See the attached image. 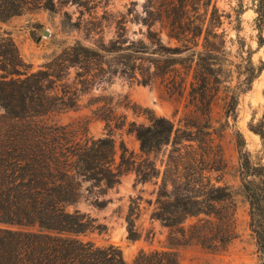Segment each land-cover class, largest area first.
I'll list each match as a JSON object with an SVG mask.
<instances>
[{
    "label": "trees",
    "instance_id": "1",
    "mask_svg": "<svg viewBox=\"0 0 264 264\" xmlns=\"http://www.w3.org/2000/svg\"><path fill=\"white\" fill-rule=\"evenodd\" d=\"M251 2L256 44L264 53V0ZM54 8L53 0H0V23ZM242 8L233 10L236 38L228 40H239L237 64L229 58L222 29L223 19L231 16L223 17L212 0H155L139 21L146 27L142 39L129 41L126 22H120L116 38L107 45L92 48L75 42L36 72L29 71L12 39L0 33V108L4 111L0 117V264H178L176 255L167 251H141L126 263L118 247L96 246L78 238L93 230L88 216L66 210L76 201L80 183L109 190L129 172L138 183L160 178L150 218L171 231L169 248L198 245L215 253L234 241L233 193L211 179V173L220 170L222 155L219 145L213 146L209 122L220 93L226 126L229 119L235 120L239 97L264 70V60L255 66L251 50L243 51ZM156 25L159 31L153 30ZM162 31L171 46L163 45ZM145 63L153 66L152 72ZM70 69L75 71L73 83H67ZM114 77L145 86L161 79L170 96L182 97L188 90L195 119L204 118L205 127L197 123L175 127L169 119L151 114L146 125L128 124L127 133L138 142L140 156L120 142L116 161V143L109 134L88 137L70 125L49 121L52 115L75 110L82 96L101 82L110 84ZM233 82V87H221ZM252 131L263 138L264 113ZM235 142L240 190L249 205V229L258 264H264V164L245 151L238 131ZM165 147L170 150L161 171L150 156ZM94 204L105 206V202ZM199 216L195 224L182 227L187 219ZM139 238L129 214L127 240Z\"/></svg>",
    "mask_w": 264,
    "mask_h": 264
},
{
    "label": "rangeland",
    "instance_id": "2",
    "mask_svg": "<svg viewBox=\"0 0 264 264\" xmlns=\"http://www.w3.org/2000/svg\"><path fill=\"white\" fill-rule=\"evenodd\" d=\"M53 12L39 9L26 12L20 16L0 23V33H5L14 42L17 51L30 72L38 71L42 66L59 55L75 42L87 47L107 45L116 38L119 23L126 22V36L129 41L142 39L146 27L139 21L145 17V8L155 0H53ZM201 3V2H198ZM223 17V30L227 34L226 48L233 63H239L237 43L235 40L233 10H239V37L244 40L243 51L251 50V60L255 66L264 60L263 49L256 44L257 30L254 28L255 14L251 0H212ZM201 13V10L199 11ZM229 21H234L229 24ZM159 31L156 25L153 30ZM44 31L49 36L43 35ZM164 46H171L166 32H160ZM264 37V30H263ZM238 41V42H237ZM246 54L244 53V56ZM149 71L153 66L145 63ZM233 70V68H231ZM75 71L69 70L67 83L74 82ZM235 77V74H233ZM137 78L142 77L137 74ZM77 83V82H75ZM233 87V83H221ZM222 91L224 88H221ZM188 91V90H187ZM187 91L182 97L170 96L161 79H154L148 85L138 84L125 77H114L110 84L102 83L79 99L75 110H70L49 117L57 125H70L79 134L86 132L88 137L100 138L109 134L116 143V161L119 159L118 146L122 142L129 152L140 156L139 144L132 134L127 133L128 124L148 123L151 114L169 119L175 127L199 124L205 127V119H195L194 107L189 103ZM222 93L214 100L210 114L213 146L219 145L222 163L218 172L211 173L212 183L231 189L234 204L236 238L221 252H210L198 245L169 248L167 238L171 231L158 221L150 218L155 208L157 186L160 178L146 183H138L135 174L129 172L121 177L114 188L104 190L92 187L89 182H81L76 201L67 206L70 213L78 212L93 220V230L78 238L96 246L113 245L118 247L126 263H131L141 251H167L176 255L178 264H258L254 237L249 229V205L241 193L238 173L239 153L235 142L238 131L245 141L247 151L255 162L264 164L263 138L254 133L264 113V70L255 79L249 90L239 97L235 111V120L224 117ZM4 111L0 108V117ZM124 125V126H122ZM170 147L163 148L150 159L156 162L162 171ZM95 202H105L103 208L95 207ZM134 221L140 238L131 242L127 240V216ZM198 218H189L182 225L187 229Z\"/></svg>",
    "mask_w": 264,
    "mask_h": 264
},
{
    "label": "water",
    "instance_id": "3",
    "mask_svg": "<svg viewBox=\"0 0 264 264\" xmlns=\"http://www.w3.org/2000/svg\"><path fill=\"white\" fill-rule=\"evenodd\" d=\"M43 35L49 36V33L47 31H44Z\"/></svg>",
    "mask_w": 264,
    "mask_h": 264
}]
</instances>
